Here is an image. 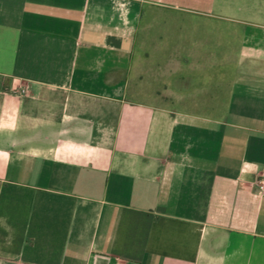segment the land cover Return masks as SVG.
Wrapping results in <instances>:
<instances>
[{
	"label": "crops",
	"instance_id": "0c3cea01",
	"mask_svg": "<svg viewBox=\"0 0 264 264\" xmlns=\"http://www.w3.org/2000/svg\"><path fill=\"white\" fill-rule=\"evenodd\" d=\"M264 0H0V264H264Z\"/></svg>",
	"mask_w": 264,
	"mask_h": 264
},
{
	"label": "built area",
	"instance_id": "2783aa9c",
	"mask_svg": "<svg viewBox=\"0 0 264 264\" xmlns=\"http://www.w3.org/2000/svg\"><path fill=\"white\" fill-rule=\"evenodd\" d=\"M262 195L264 196V189L262 190Z\"/></svg>",
	"mask_w": 264,
	"mask_h": 264
}]
</instances>
